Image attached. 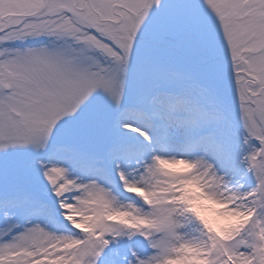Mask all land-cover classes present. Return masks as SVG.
<instances>
[{
	"label": "snow or ice",
	"instance_id": "6c2138e0",
	"mask_svg": "<svg viewBox=\"0 0 264 264\" xmlns=\"http://www.w3.org/2000/svg\"><path fill=\"white\" fill-rule=\"evenodd\" d=\"M0 264H264V0H0Z\"/></svg>",
	"mask_w": 264,
	"mask_h": 264
}]
</instances>
